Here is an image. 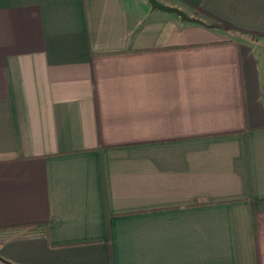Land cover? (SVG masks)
<instances>
[{"label": "crops", "instance_id": "crops-1", "mask_svg": "<svg viewBox=\"0 0 264 264\" xmlns=\"http://www.w3.org/2000/svg\"><path fill=\"white\" fill-rule=\"evenodd\" d=\"M157 1L260 38L0 0V264H264V0Z\"/></svg>", "mask_w": 264, "mask_h": 264}, {"label": "trees", "instance_id": "trees-1", "mask_svg": "<svg viewBox=\"0 0 264 264\" xmlns=\"http://www.w3.org/2000/svg\"><path fill=\"white\" fill-rule=\"evenodd\" d=\"M201 13L211 17L215 21L216 25L220 26L221 28H223L226 31L236 30V31H240L241 33H245V34H258V35H260L259 34L260 32H255V31L244 29V28H240V27H238V26H236V25H234V24H232L230 22H227V21H225L223 19H220V18H218L216 16H213L212 14L207 13L202 8L197 9L196 16L198 14H201ZM47 225H48L47 223H38V224H31V225H27V226H15V227H12V228H10V227L9 228L8 227L7 228H0V235H4V234H7V233H12V232L14 233V232H17V231H19L21 229H24V230L29 231V232H34L37 229L38 230L41 229L42 231L46 232Z\"/></svg>", "mask_w": 264, "mask_h": 264}, {"label": "water", "instance_id": "water-1", "mask_svg": "<svg viewBox=\"0 0 264 264\" xmlns=\"http://www.w3.org/2000/svg\"><path fill=\"white\" fill-rule=\"evenodd\" d=\"M148 2H149L152 9H157V10L165 11L168 13H175L182 20H185L188 22L199 23V24H203V25L208 26L206 23H204L200 19H198L196 17L188 16L183 10H181L180 8H178L176 6L165 5V4L158 2L157 0H148ZM0 260H3V259L0 257Z\"/></svg>", "mask_w": 264, "mask_h": 264}, {"label": "rangeland", "instance_id": "rangeland-1", "mask_svg": "<svg viewBox=\"0 0 264 264\" xmlns=\"http://www.w3.org/2000/svg\"><path fill=\"white\" fill-rule=\"evenodd\" d=\"M201 17H203V19L206 21V22L205 21H203V22L210 23V24H212V26H218V25L215 24V21L211 17H209L208 15H205V16L201 15ZM218 27H220V26H218ZM228 32H230L229 33V37L230 38L236 37L237 34L241 33L240 31H236V30H230ZM243 34H245V33H243ZM245 35H247V36H249V37H251L253 39L254 38H260V35H258V34H245ZM263 42H264V39H263Z\"/></svg>", "mask_w": 264, "mask_h": 264}]
</instances>
